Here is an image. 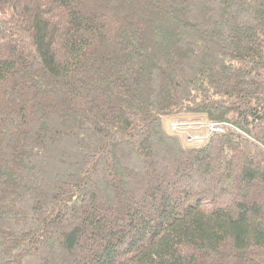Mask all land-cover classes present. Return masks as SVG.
I'll use <instances>...</instances> for the list:
<instances>
[{
	"label": "trees",
	"instance_id": "trees-1",
	"mask_svg": "<svg viewBox=\"0 0 264 264\" xmlns=\"http://www.w3.org/2000/svg\"><path fill=\"white\" fill-rule=\"evenodd\" d=\"M0 264H264V0H0Z\"/></svg>",
	"mask_w": 264,
	"mask_h": 264
},
{
	"label": "built area",
	"instance_id": "built-area-1",
	"mask_svg": "<svg viewBox=\"0 0 264 264\" xmlns=\"http://www.w3.org/2000/svg\"><path fill=\"white\" fill-rule=\"evenodd\" d=\"M226 123H212L198 118L177 119L169 122L167 133L179 138L189 147L203 145L215 133H221L227 128Z\"/></svg>",
	"mask_w": 264,
	"mask_h": 264
},
{
	"label": "rangeland",
	"instance_id": "rangeland-1",
	"mask_svg": "<svg viewBox=\"0 0 264 264\" xmlns=\"http://www.w3.org/2000/svg\"><path fill=\"white\" fill-rule=\"evenodd\" d=\"M191 117H194V116H187V115H185V116H178V117H173V118H171V119H167V120H165L166 122H165V130L167 129V126H168V124H169V122L170 121H172V120H177V119H181V118H191ZM197 118H202L201 116H198ZM182 141V140H181Z\"/></svg>",
	"mask_w": 264,
	"mask_h": 264
}]
</instances>
